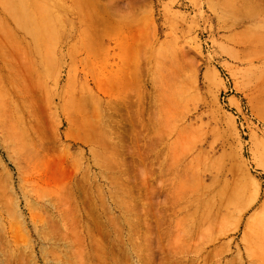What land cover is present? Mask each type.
I'll return each instance as SVG.
<instances>
[{"label": "rangeland", "instance_id": "rangeland-1", "mask_svg": "<svg viewBox=\"0 0 264 264\" xmlns=\"http://www.w3.org/2000/svg\"><path fill=\"white\" fill-rule=\"evenodd\" d=\"M0 264H264V0H0Z\"/></svg>", "mask_w": 264, "mask_h": 264}]
</instances>
